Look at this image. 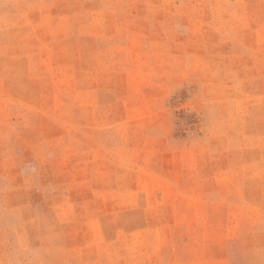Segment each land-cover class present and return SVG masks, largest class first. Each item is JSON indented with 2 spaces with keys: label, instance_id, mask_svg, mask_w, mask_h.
Masks as SVG:
<instances>
[{
  "label": "rangeland",
  "instance_id": "1",
  "mask_svg": "<svg viewBox=\"0 0 264 264\" xmlns=\"http://www.w3.org/2000/svg\"><path fill=\"white\" fill-rule=\"evenodd\" d=\"M0 264H264V0H0Z\"/></svg>",
  "mask_w": 264,
  "mask_h": 264
}]
</instances>
